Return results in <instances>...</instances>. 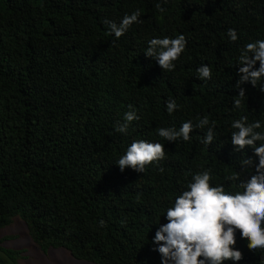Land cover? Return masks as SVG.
Instances as JSON below:
<instances>
[{
    "label": "trees",
    "instance_id": "obj_1",
    "mask_svg": "<svg viewBox=\"0 0 264 264\" xmlns=\"http://www.w3.org/2000/svg\"><path fill=\"white\" fill-rule=\"evenodd\" d=\"M137 10L141 22L117 39L109 24ZM180 35L186 47L173 71L145 55L151 39ZM256 40H264V0H0V230L20 218L44 253L161 264L152 240L192 176L210 169L212 185L234 193L240 181L227 177L244 158L258 163L252 147L231 144V123L242 116L264 133L258 86L242 84L245 98L233 107L241 50ZM203 64L209 80L198 78ZM169 100L179 106L171 114ZM129 111L140 118L117 132ZM204 116L209 125L194 127L189 141L157 133ZM213 123L215 139L205 145ZM134 140L163 144L165 158L143 173L121 171L116 162ZM236 239V264H264V253L250 251L239 232ZM19 255L0 237V264H17Z\"/></svg>",
    "mask_w": 264,
    "mask_h": 264
},
{
    "label": "clouds",
    "instance_id": "obj_2",
    "mask_svg": "<svg viewBox=\"0 0 264 264\" xmlns=\"http://www.w3.org/2000/svg\"><path fill=\"white\" fill-rule=\"evenodd\" d=\"M156 7L160 9V4ZM162 10V9H161ZM139 10L131 15L125 14L119 25L110 23V32L119 39L133 23L141 22ZM228 37L235 42L238 39L236 30L228 29ZM186 47L183 35L176 38H153L148 41L145 50L147 57H152L164 71H173L175 62L179 60ZM257 62L259 67H256ZM240 79L236 87L239 94L234 98V109L241 107L245 98V89L240 87L250 83L264 92V40L248 43L239 56ZM198 78L209 80L212 72L203 64L197 69ZM179 106L175 100L166 102L169 114ZM140 117L134 112L125 113L123 122L118 123L116 131L127 133L130 123ZM209 125L207 116L199 119L195 126L189 120L177 130L174 127L158 128L157 133L167 141H189L190 133L195 128L204 129ZM235 129L231 133V144L240 152L247 147L254 149L252 158L241 160V172L227 177L232 181H240L242 191L226 192L223 185L213 186L211 170L197 172L192 176L186 190L178 195L172 205L167 208L164 218L167 223L160 224L152 240V251L159 253L161 264H233L242 260V252L235 248L237 232L240 238L247 241L250 251L264 253V133L256 131L261 128L260 121L247 123V117L231 123ZM215 139L214 123L207 127L202 139L205 145H211ZM257 141L262 143L256 145ZM165 158L164 145L159 142L134 140L116 164L120 170L128 167L136 172H144L150 165H158ZM254 169V171H253ZM163 172V168L159 169ZM251 170L250 178L240 180L243 173ZM101 226L104 221H100Z\"/></svg>",
    "mask_w": 264,
    "mask_h": 264
},
{
    "label": "rangeland",
    "instance_id": "obj_3",
    "mask_svg": "<svg viewBox=\"0 0 264 264\" xmlns=\"http://www.w3.org/2000/svg\"><path fill=\"white\" fill-rule=\"evenodd\" d=\"M0 237L2 246L20 252L17 264H92L74 259L65 248L42 252L30 238L27 227L20 218H12L8 225L1 228Z\"/></svg>",
    "mask_w": 264,
    "mask_h": 264
}]
</instances>
